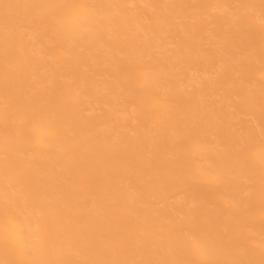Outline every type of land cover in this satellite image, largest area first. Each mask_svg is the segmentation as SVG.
Listing matches in <instances>:
<instances>
[{"label":"bare ground","instance_id":"1","mask_svg":"<svg viewBox=\"0 0 264 264\" xmlns=\"http://www.w3.org/2000/svg\"><path fill=\"white\" fill-rule=\"evenodd\" d=\"M0 264H264V0H0Z\"/></svg>","mask_w":264,"mask_h":264},{"label":"snow or ice","instance_id":"2","mask_svg":"<svg viewBox=\"0 0 264 264\" xmlns=\"http://www.w3.org/2000/svg\"><path fill=\"white\" fill-rule=\"evenodd\" d=\"M58 22L61 23L64 27L71 29L74 24H75V10L74 8L69 5L67 10L58 17ZM6 227H12L14 226V222L13 221H7L6 222ZM190 243H192L193 246H195V241L191 240V238H189Z\"/></svg>","mask_w":264,"mask_h":264}]
</instances>
